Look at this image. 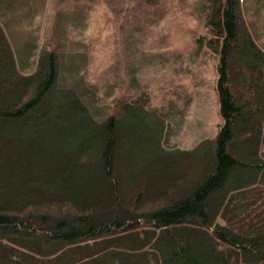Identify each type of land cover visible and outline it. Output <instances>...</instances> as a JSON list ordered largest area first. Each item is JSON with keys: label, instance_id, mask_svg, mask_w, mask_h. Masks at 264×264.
<instances>
[{"label": "trees", "instance_id": "obj_1", "mask_svg": "<svg viewBox=\"0 0 264 264\" xmlns=\"http://www.w3.org/2000/svg\"><path fill=\"white\" fill-rule=\"evenodd\" d=\"M55 1L0 0V264H264V48L242 0L205 1L222 123L187 158L145 103L95 109L72 32L97 0Z\"/></svg>", "mask_w": 264, "mask_h": 264}, {"label": "rangeland", "instance_id": "obj_2", "mask_svg": "<svg viewBox=\"0 0 264 264\" xmlns=\"http://www.w3.org/2000/svg\"><path fill=\"white\" fill-rule=\"evenodd\" d=\"M205 1L208 0H97L96 4H90L85 25L72 32V38L82 42L80 49L86 53L81 72L96 93L95 109L103 110L100 106L105 105L116 112L124 101L145 103L147 110H156L166 121L165 149L185 154L184 158L199 144L214 138L222 123L216 92L217 57L207 47L201 48L197 41L203 36L211 37L204 19L207 9L204 6L208 5ZM56 3L57 0L51 3L50 9ZM242 14L264 48V0H242ZM0 20L4 21L2 15ZM38 21L39 18L35 19L32 26L36 27ZM5 28L10 36L12 29L6 23ZM13 36L19 46L16 34ZM23 58L21 55L19 61ZM63 98L52 94L48 101ZM126 184L122 176L121 189ZM258 196L256 193L251 196L256 201L252 210L262 204ZM250 215L251 212L248 218ZM223 220L220 222L226 223ZM237 221L246 226L254 220ZM97 242L102 248L112 240ZM94 245L91 241L73 248L86 253L97 249Z\"/></svg>", "mask_w": 264, "mask_h": 264}]
</instances>
